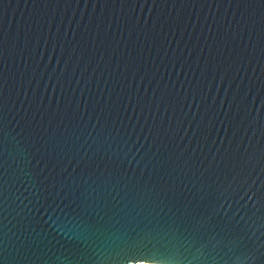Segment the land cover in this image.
<instances>
[{
  "label": "water",
  "instance_id": "1",
  "mask_svg": "<svg viewBox=\"0 0 264 264\" xmlns=\"http://www.w3.org/2000/svg\"><path fill=\"white\" fill-rule=\"evenodd\" d=\"M264 264V0H0V264Z\"/></svg>",
  "mask_w": 264,
  "mask_h": 264
},
{
  "label": "built area",
  "instance_id": "2",
  "mask_svg": "<svg viewBox=\"0 0 264 264\" xmlns=\"http://www.w3.org/2000/svg\"><path fill=\"white\" fill-rule=\"evenodd\" d=\"M140 264H147V263H140Z\"/></svg>",
  "mask_w": 264,
  "mask_h": 264
}]
</instances>
